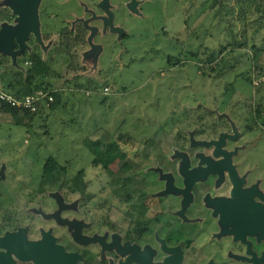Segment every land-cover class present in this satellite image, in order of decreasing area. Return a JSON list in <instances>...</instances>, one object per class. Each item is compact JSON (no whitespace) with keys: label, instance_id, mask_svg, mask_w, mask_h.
Listing matches in <instances>:
<instances>
[{"label":"rangeland","instance_id":"rangeland-1","mask_svg":"<svg viewBox=\"0 0 264 264\" xmlns=\"http://www.w3.org/2000/svg\"><path fill=\"white\" fill-rule=\"evenodd\" d=\"M215 1L111 0L102 2L109 9L105 16L94 5L82 4L85 17L67 25L84 23L90 30L88 44L75 51L79 61L67 62L73 70L67 72L65 68H70L63 64V78L52 82L62 88L58 109L36 118L30 128L14 126L12 118L0 110L3 231H11L7 227L11 223L15 229L29 228L32 237L38 236L40 228L60 230L62 226L54 221L68 220L61 218V209L70 214L68 221L93 220L96 212L107 219L108 206L117 205L112 192L120 190L123 198L126 178L142 183L144 173L153 172L150 168L158 158L177 152L181 141L208 140V130L225 122L235 129L245 121V132L254 126V118L260 117L258 106L264 111V93L254 94L250 54L236 53L235 44L248 41L249 49L264 48V17L251 8L242 14L235 0H220L222 7ZM80 12L75 0H37L25 38H15L11 45L0 41V70L26 69L28 65L21 63L24 52L37 50L49 57L60 40L62 21ZM97 17L107 19L109 25L103 29L109 31L92 21ZM22 22L23 14L14 4L0 0V37L17 33ZM194 55L199 58L195 60ZM210 56L217 61L206 63ZM224 58L232 69L216 78L210 69ZM196 61L203 62L209 77L201 75ZM88 82L96 92L85 89ZM118 136L132 140L133 144L120 145L126 159L107 170L94 167L84 142L105 145ZM250 139L238 146L248 145L251 155L264 158V136L248 143ZM49 157L67 174L60 173L41 189ZM78 172H83L84 194L69 188Z\"/></svg>","mask_w":264,"mask_h":264},{"label":"flooded vegetation","instance_id":"flooded-vegetation-1","mask_svg":"<svg viewBox=\"0 0 264 264\" xmlns=\"http://www.w3.org/2000/svg\"><path fill=\"white\" fill-rule=\"evenodd\" d=\"M10 1L21 14L23 0ZM75 1L81 12L62 21L55 48L70 44L79 61L75 51L88 44L90 30L82 22L67 24L84 18L82 4L93 6L95 0ZM105 1L111 0L94 5L104 16ZM92 21L110 30L103 29L106 18ZM259 116L246 132L243 120L235 129L225 122L208 130V140L181 141L177 152L158 158L153 172L144 173L142 183L126 178L124 197L120 190L112 192V201L122 205H109L107 219L96 212L93 220L68 221L70 214L61 209V218L68 220L54 222L62 229L40 228L32 237L26 227L25 245L39 243L49 232L53 246L76 255L73 264H264V158L251 155L248 145L238 146L245 138L250 143L264 136ZM21 228L3 231L0 222V239ZM0 254H9L13 264H36L8 248L0 247Z\"/></svg>","mask_w":264,"mask_h":264},{"label":"trees","instance_id":"trees-1","mask_svg":"<svg viewBox=\"0 0 264 264\" xmlns=\"http://www.w3.org/2000/svg\"><path fill=\"white\" fill-rule=\"evenodd\" d=\"M235 2L237 6L241 8L242 14H246L247 10L251 8L255 14L259 15L260 17H264V0H235ZM215 4H220L222 7L220 0H216ZM247 42L248 41H245L242 44H235V52L238 53L240 51H244L245 53H249L251 63L253 65L252 72H258L260 75H264V48L252 46L249 49ZM70 47V44H68V46L63 45L59 49L57 48L48 58L41 56L37 50L28 54L24 52L21 63H26L28 65L26 69L12 70L7 68L4 70L3 68V71L0 70V92L10 94L17 99L35 95L38 92H42L48 96H52L53 98V102H46V104L41 106L35 113L22 111L0 104V110L12 118L14 126L30 128L36 118H40L46 112L56 111V109H58V107L61 105L62 88H55L53 83L63 78V75L60 73L63 64L65 65L71 59L75 58L73 53L69 52ZM233 53V51L229 52L228 55L231 56ZM192 57L195 58V60L196 58H199L197 55ZM216 61L217 58L210 56L206 63L211 64ZM67 64L70 68L69 63ZM196 65L197 70L200 72L202 71V76H208V74L203 72L202 61H196ZM71 68L69 70H67L68 68H65V70L69 72L73 70ZM231 69L232 66L229 65L228 60L224 58L216 68H211L210 72L212 70L215 73V77L220 78L230 72ZM249 81L251 83L252 79H249ZM84 87L86 90L90 89V91L96 92L94 90L96 88H91L92 84L89 82ZM253 89L254 94H263L264 83ZM129 143L133 144L131 138H127L126 136H118L117 138H114L112 142L105 145L100 141L91 142L87 140L84 142L85 147L88 148V151L93 156V166L98 167L100 165L105 170H107L109 166L115 161L126 159V156L122 152L120 145H129ZM66 172V169L55 158L49 157L46 160L42 170L41 189H43V187L49 183L50 179H53L60 173L67 174ZM82 173L83 172H78L77 177L72 179L70 182L71 184L69 183V188L79 194H84L85 191V185L82 182ZM7 227L12 231L16 230L12 223L11 225H7ZM7 227L5 229H8Z\"/></svg>","mask_w":264,"mask_h":264},{"label":"water","instance_id":"water-1","mask_svg":"<svg viewBox=\"0 0 264 264\" xmlns=\"http://www.w3.org/2000/svg\"><path fill=\"white\" fill-rule=\"evenodd\" d=\"M36 3L37 0L21 1L23 22L18 26L20 29L17 33L12 32L13 35H9V37L6 36L7 32L2 34L0 37L1 43L5 42L7 45H11V40L25 38L26 32L30 30L34 21ZM223 155L227 157L225 154ZM216 156H218L217 153ZM25 241L26 229H20L17 234H13L12 236L7 235L3 239H0V247L8 248L20 258L25 260L31 259L36 264H73L77 258L76 255H65L61 247L53 246L54 239L49 232L44 233L42 240L37 244L25 245ZM0 264H13L10 255L0 254Z\"/></svg>","mask_w":264,"mask_h":264},{"label":"built area","instance_id":"built-area-1","mask_svg":"<svg viewBox=\"0 0 264 264\" xmlns=\"http://www.w3.org/2000/svg\"><path fill=\"white\" fill-rule=\"evenodd\" d=\"M264 83V75H260L258 72H255L252 76V86L253 88L259 87ZM106 91V90H105ZM46 102H53L52 96H48L42 92H38L35 95L26 96L21 99H17L14 96L0 92V104L16 108L22 111H29L35 113L41 106H44Z\"/></svg>","mask_w":264,"mask_h":264},{"label":"crops","instance_id":"crops-1","mask_svg":"<svg viewBox=\"0 0 264 264\" xmlns=\"http://www.w3.org/2000/svg\"><path fill=\"white\" fill-rule=\"evenodd\" d=\"M259 107V109H262L261 107H260V105L258 106ZM258 109V114L260 115V113H261V116L263 117V119H264V111H263V109L262 110H259Z\"/></svg>","mask_w":264,"mask_h":264}]
</instances>
